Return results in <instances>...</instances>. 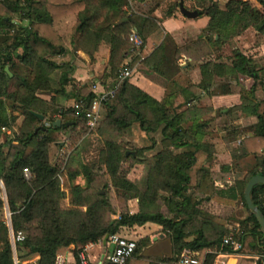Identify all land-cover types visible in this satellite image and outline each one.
Wrapping results in <instances>:
<instances>
[{
	"label": "trees",
	"instance_id": "trees-1",
	"mask_svg": "<svg viewBox=\"0 0 264 264\" xmlns=\"http://www.w3.org/2000/svg\"><path fill=\"white\" fill-rule=\"evenodd\" d=\"M163 1L0 0V35L8 36L7 42L0 45V137L3 127L15 129L12 138L0 143V180L11 213V226L0 219V264H16L14 251L19 264L36 257L34 264H57L59 251L70 245L76 246L77 264H81L79 252L88 243L108 236L109 244L112 235L148 223L160 225L162 232L170 237L171 255H146L152 240L145 236L136 240L137 247L126 264H174L179 262L185 249L208 250L201 264H215L220 252L242 251L223 243L228 235L240 239L243 245L251 236L252 247L261 255L255 264H264V230L245 200L248 181L257 174L264 176V100L257 95L264 91V65L237 48L233 49L231 62L226 63L206 60L209 50L203 46L191 47L194 55L188 51L190 47L181 49L170 44V36L151 16ZM257 1L262 10L244 0H229L225 10L210 7L212 17L207 32L212 35L209 41L216 51L228 43L222 29L228 32L235 28L239 32L252 25L257 31L255 45L263 43L264 2ZM144 3L146 8L139 7ZM72 14L79 16V31L89 25L96 28L95 32L85 34L91 47L103 34L108 35L110 44V59L100 84L106 91L113 89L114 94L103 101L107 115L97 131L104 138L105 147L98 166L78 161L77 148L63 166L50 160V145L54 141L50 129L69 131L73 144H77L89 128L83 111L60 104V109L56 110L62 119L60 127L53 126L57 118L52 117L48 127L32 114L35 111L46 117L55 99L47 100L40 93H64L72 81L71 62L55 60L71 51L53 25L55 20ZM234 18L238 20L232 24ZM134 31L143 40L138 49L130 40ZM85 46L92 56L90 46ZM183 52L193 60L205 58L200 66L202 80L199 84L179 80L184 67L180 63ZM201 53L203 56L196 55ZM129 55L131 62L126 63ZM141 60L168 80L162 100L132 83L130 77L121 79L125 66L132 69ZM7 67L12 75L6 71ZM192 67L190 62L188 69ZM63 68L67 70L62 71L59 88L55 89L52 74ZM241 76L253 82L248 87H240L241 103L223 114L222 127L231 128L224 140L229 144L246 130H253L254 134L245 136L241 148L232 151L237 161L221 168L222 171L238 170L236 180L230 184L224 178L222 189L214 188L212 195L203 196L201 184L212 177L216 159V145L209 138L215 118L207 117L210 109L199 107L195 101H199L203 92L210 96L233 93ZM179 96H183L185 102L176 105ZM67 97L83 100L88 106L95 94L72 89ZM182 105H186V109L180 110ZM239 111L255 116L256 122L248 128H240L236 123ZM68 122L71 124L67 126ZM137 124L146 134L162 135L161 149L150 157L145 153L158 145L155 137H151L152 145L137 150L136 156L127 155V149L119 142L121 137H131ZM5 147L8 152L4 151ZM246 157L251 160L244 163L243 172L241 162ZM135 164L142 165L146 171L137 181L128 177ZM25 168L31 173L29 178L24 173ZM80 175L85 177L86 187L73 183ZM110 180L119 204L112 200V192L108 190ZM63 189L73 196L82 194L85 208L66 205ZM160 190L166 192L161 194ZM1 192L2 189L0 209L5 206ZM252 198L264 214V184L254 186ZM211 200L228 206H236L241 200L248 215L237 221L235 227H231L233 222L227 218L203 216L201 205ZM130 202H134L137 209L134 213ZM117 209L119 217L112 218ZM11 229L15 236L19 232L25 235L24 240L15 242V250ZM98 264L114 263L105 255Z\"/></svg>",
	"mask_w": 264,
	"mask_h": 264
},
{
	"label": "crops",
	"instance_id": "crops-1",
	"mask_svg": "<svg viewBox=\"0 0 264 264\" xmlns=\"http://www.w3.org/2000/svg\"><path fill=\"white\" fill-rule=\"evenodd\" d=\"M228 1L229 0L186 1L185 6H187L191 10H197L199 12L198 17L188 18L187 16L181 13L179 5H177V0H165L152 13L151 16L155 18L158 23L164 28L165 34L170 36V44L176 45L178 48L181 49L190 47L188 51L194 53V55L195 52H193L192 48H198L200 45L203 46L205 50H209V54H207L206 60L212 59L215 62L230 63V58L233 55V49L237 48L246 56L252 57L259 64L264 65V41L260 46L255 45L257 31L252 25L239 32H236L235 28L229 29L228 32L227 30L222 29V36L228 41V43L223 45V47L218 51H216L212 47V44L209 41L212 35L207 32V27L212 17L210 7L214 6L212 9L218 7L222 10H225L227 8ZM191 3L193 4V7H191ZM79 22L80 19L78 14H72L68 17L57 19L53 23L55 29L62 36L64 42L71 51L68 55L63 56V59L65 60L63 61L71 62L72 71L70 75L72 77V81L69 83V85H67L66 91L64 93H60L59 96H56L52 92L40 93V95L45 97L46 99L50 100L51 98H54L56 101H58L59 97L66 100L72 99L67 97L68 93H72V89H75V91L78 93L84 94L87 93V89H90V91H92L91 86L93 83H98L99 87L104 89L100 84V79L103 76L110 59V44L108 42V35L103 34L99 41L97 43H94L91 47V44L88 43V41L86 40L87 38L85 34L95 32L96 28L93 25H89L85 30L79 31ZM215 38L218 39L219 35H216ZM85 44V47L90 46V52L92 53V56L88 53L89 51H86V49L83 47V45ZM196 55L203 56V53ZM131 59L132 56L129 55L126 63L131 62ZM204 59V57H201L196 60H193L192 57H188L183 52L182 57L180 59V63L184 67L183 72L179 74V80L182 83H187V81H191V83L193 84H199L202 80V71L200 66L206 61ZM190 62L193 63V67L188 69ZM64 70H67V68H63L61 70V73ZM132 70L133 74L130 77V81L132 83L139 86L144 91H146L158 100H162L164 98L168 83V80L164 76L157 73L150 65H148L145 61L142 60L138 61L136 65L132 68ZM246 79L249 80L252 84L253 80L251 78L246 77ZM239 81L240 84L237 85V88H234L233 93L210 96L203 92L199 101H195V103L198 104L199 107H206L210 109V113H208L207 116H213L215 118V121L212 123L209 132L214 131L219 132V134L225 132V129L222 127V124L225 119L223 114L227 112L228 108L241 103V95L239 93L240 87H248L251 85H244L243 76L240 77ZM261 92L264 93V91H260L257 93V95H259V93ZM75 101L76 100H74L72 105H74ZM184 102L185 98L183 96H179L177 98L176 105L183 104ZM186 107V105H182L180 110H184L186 109ZM103 110L104 109H102V111ZM238 114L239 120L236 121V123L240 125V128H244L247 125H251L256 122L255 116H247L242 111H239ZM57 116L58 118H61L60 115ZM141 135L144 138L147 137V134L142 131ZM155 138L158 139L157 136H155ZM222 138L223 137L221 136V140H219V142L214 140L212 141L216 145V159L212 168V177L206 178L201 184L200 191L203 196L212 195L214 192V188L219 190L222 189V187L224 186V176L226 177L225 179L230 184H232L236 180V176L240 174L238 170L234 169H231L229 171H222V166H232L234 164L235 158H233L232 151L238 149V146H236L234 140L232 143V148L231 142L228 144ZM159 144L160 142L158 140V145L156 146V148H159ZM165 192L166 191L164 190H160L161 194ZM77 201L79 204H83L81 198H79ZM240 208L241 200H238L236 206L223 205L211 200L203 202V204L201 205V213L203 216H221L230 219V217L238 215ZM136 210L137 209L135 207V204L131 205V211L134 213L136 212ZM231 222H233L231 227H235L237 221L231 220ZM144 226H137L130 230H125L120 235H126L129 238L133 239H135L133 237L134 235H137L138 239L145 236H149L147 234H141V231L142 229H144ZM155 226L160 229V232L158 235H154L152 237L150 236L152 244L147 249L152 248L155 245L154 241L157 238H160L161 243H159V245H169V252L171 253L172 244L170 237L166 236L162 232V227L160 225L155 224ZM156 245L158 246V244ZM244 247L245 242L242 251L240 252H236L234 254H218L217 264H239L240 259H245L247 261H250L251 264H255L256 260L260 258L261 255L257 253L258 251L253 248L252 245V251L250 253L245 252ZM111 249L112 248L110 244H103V250L105 254L110 252ZM207 251L208 250H203L197 253L200 256L201 253L205 255ZM167 254L168 253H166L165 255ZM69 255L66 257H68L69 260H72ZM103 256L104 254L102 255V257ZM37 259L38 257H36L35 260L24 261L22 264H28L29 262L33 263L36 262ZM95 259L96 257L93 256V260H91V262L94 263Z\"/></svg>",
	"mask_w": 264,
	"mask_h": 264
},
{
	"label": "rangeland",
	"instance_id": "rangeland-1",
	"mask_svg": "<svg viewBox=\"0 0 264 264\" xmlns=\"http://www.w3.org/2000/svg\"><path fill=\"white\" fill-rule=\"evenodd\" d=\"M130 1H134V0H130ZM155 1L156 0H151L152 3H154ZM177 1H181V0H177ZM246 1L249 4H251L252 6H254L255 8H258L260 10L263 9L262 5L257 0H246ZM142 4H140L139 7H143V6H144V8L147 7L146 3H144V5H142ZM190 5H191V7H193L192 3ZM128 10H130V9H128ZM236 20H238V19L234 18L232 20V24L236 23ZM237 22H239V21H237ZM4 38L6 39V38H8V36L0 35V45H4L5 42H7V39L4 41ZM55 60L58 61V62H64L65 61L63 59V56L57 57V58H55ZM66 60H68V59H66ZM61 70L62 69H59V70L55 71L52 74V85H53V87L55 89L59 88V80H60V76H61ZM243 83H244V85L245 84L246 85H250L251 84V82L249 80H247L246 77H243ZM89 91H90V89L89 90L87 89V92H89ZM56 96H59V94H57ZM43 98H45V97H43ZM258 98L264 100V93H262V92L259 93ZM47 100H49V99H47ZM74 100H75L74 98L66 100V99H63L61 97H59L58 101L55 100V105L51 106L50 111L48 112V115L45 117L44 123L49 127V125L51 124V122H50L51 118L52 117L53 118H58L57 115H59V114L56 113V110L60 109V107H59L60 104L62 106H65V107H69V106L71 107V105L74 102ZM103 109L104 110L102 111V119H101L100 123L102 121H104V119L106 118V115H107L106 108L104 107ZM207 117H209V116H207ZM22 119H23V117L21 116L19 118V122L20 123L22 122ZM250 126L251 125H247L244 128H248ZM97 128L93 129V130H91L90 128H87V132L82 137H80V139H79L77 144H73V142L71 140V137H70L71 133L69 131L68 132L64 131V130L54 131L53 129H50V133L54 137V141L50 145V160H51V162L53 164H55V165H60L61 164L63 166L64 163L67 162L71 158V156L73 154V151L77 148V153H78L77 160L78 161H80L82 164H86V165H89V166H98L99 165V161H100V153H101L102 149L105 147V140L99 134V132L97 131ZM229 129H231V128L227 127V129H225V132L220 133V134H219V132H214V131L210 132V135H209L210 136L209 137L210 140L211 141L214 140V141L219 142V140H221V136L223 137L222 139L224 140V136H225L226 132ZM14 132H15V129H12V133L11 134H8V133L3 131L2 135L0 137V143L2 141H4L5 138H12L14 136ZM252 134H254L253 130H246V131H243L242 134L238 135L234 139L236 146H238V149L241 148V146L243 144V141H244V137L247 136V135H252ZM155 136L158 137V139H156V141L158 142V140H159V142H160L161 139H162V135L160 133L151 134V135L147 134L146 138L142 137L141 130L139 129V126L137 124L133 128L132 136L131 137H126V136L121 137L119 139V142L125 149H127V151H135L136 152L137 150L142 149L143 147L151 146L152 142H153L152 141L153 139H151V137H155ZM239 141H241L240 144H239ZM232 143H233V140L231 141V145H232ZM160 146H161V144H159V148H154L152 150L146 151L145 156L146 157L152 156L153 154H155L156 151H159L161 149ZM232 148H233V145H232ZM4 151L8 152V147H5ZM250 160H251V157H246V158H244L242 160L241 169H244L243 172L246 170V167L244 166V163L246 161L250 162ZM236 161H237V159H236ZM236 161H234V163ZM145 174H146L145 168L142 165L135 164L132 167L128 177H130L131 180H136L137 181V180L141 179L143 177V175H145ZM222 178H223V176H222ZM224 178H226V177L224 176ZM73 183L74 184H79V185H81L83 187H86V179H85V177L83 175L78 176ZM100 184L101 183H99L97 186H100ZM113 188L114 187L112 186V182L110 180L108 190H111V192H112V200H114L116 202V204H119L118 200L116 199V194H115ZM0 189L3 190V192H1V194L3 195V197L5 199V206L0 209V219L6 220L9 223V225L11 226V213H10V210H9V206H7L8 202H7V199H6V196H5L4 185L1 182V180H0ZM62 195H63V198H64V203L66 205L85 208L82 194L79 195V196H73L72 193L69 190L63 189L62 190ZM79 198L82 199L83 204H81V203L79 204L78 203L77 200ZM133 204H134V202H130L129 203L130 206L133 205ZM119 214H120V211L118 210L112 215V218H117L119 216ZM247 215H248V212L245 209V207L243 206L242 201H241V208H240V211H239L238 215H236L234 217H230L229 220H234V221L243 220ZM127 230H130V229H127ZM159 232H160V229L157 228L155 226V224L148 223V224H146L144 226V229H142L141 234L142 235L143 234H147V235L152 237L154 235H158ZM122 236L129 238L126 235H122ZM133 237L136 240H138L137 235L136 236L134 235ZM11 238H13L12 229H11ZM159 243H161V240H160V238H157L154 241L155 245L152 248L147 249L145 251V254L149 255V256H163L166 253H168L167 256L171 255L172 252L171 253L169 252V245L168 246L167 245L166 246L165 245L161 246V244L159 245ZM252 243H253V238L251 236H248L246 238V241H245V247H244V251L245 252L250 253L252 251V249H251ZM156 244H158V246ZM97 245L98 246H95L94 248H89L84 253L86 258H87L88 264H98L100 262H103V260H104V259L101 260L102 255L105 254V252L103 250V245L100 244L99 241H98ZM85 247H86V245H85ZM85 247L81 251H84ZM76 251H77V248L74 245H70L69 247H67V249H65V248L61 249L59 251L57 264H77L76 254H75ZM80 252H79V254H80ZM257 253H259V252H257ZM68 255L72 258V260H69L68 257H66ZM93 256L96 257L94 263L91 262V260H93ZM198 257H199L200 261L202 262V260L204 258V254L201 253V255L198 256ZM238 259H240V258H238ZM30 260H35V258H32ZM239 261H240L239 264H251L250 261H247L245 259H240ZM34 263L35 262H33V263L29 262L28 264H34ZM217 263H218V258L216 259L215 264H217ZM174 264H181V263L177 262V263H174Z\"/></svg>",
	"mask_w": 264,
	"mask_h": 264
},
{
	"label": "built area",
	"instance_id": "built-area-1",
	"mask_svg": "<svg viewBox=\"0 0 264 264\" xmlns=\"http://www.w3.org/2000/svg\"><path fill=\"white\" fill-rule=\"evenodd\" d=\"M130 40L134 43L135 48L137 49L143 45V40L137 34L136 31H134L131 34ZM132 74H133V70L130 67L125 66L121 71L120 77L121 79H125V78L131 77ZM91 90L95 94V97L93 98V100L90 102L88 106L84 105L83 100L75 101L73 106L76 109L81 110L85 113L87 125L91 130H93L99 126L100 121L102 119V109L104 108L103 101L108 96L113 95L114 90L111 89V90L106 91L100 88L98 83H93L91 86ZM2 130L8 134L12 133V129L8 127H3ZM240 143L241 141H239V144ZM24 173L27 178H29L31 175L30 171L27 168L24 169ZM24 238H25V235L22 232H19L16 236L13 233V238H12L13 245L15 246L16 241H22L24 240ZM99 243L102 245L104 244L103 240H99ZM223 243L231 244L235 251L241 250L244 246L243 242L240 239H236L233 235L225 236L223 239ZM97 244L98 242H90L86 245L84 251L80 252L79 257L81 260V264H88L87 258L84 253L89 248H94ZM109 244L112 249L110 252L107 253L108 255L107 254L105 255H107V258L109 259V261L114 264H126L128 260L132 257L137 247V242L135 239L127 238V237L121 236L120 234L112 235L110 237ZM220 253H223V252H220ZM225 254H229V253H225ZM198 256L199 255L197 252L185 249L180 257L179 262L181 264H201V261ZM15 262L16 264H19L17 255L15 256Z\"/></svg>",
	"mask_w": 264,
	"mask_h": 264
},
{
	"label": "water",
	"instance_id": "water-1",
	"mask_svg": "<svg viewBox=\"0 0 264 264\" xmlns=\"http://www.w3.org/2000/svg\"><path fill=\"white\" fill-rule=\"evenodd\" d=\"M262 1L264 2V0H262ZM179 8H180L181 13L183 15L187 16L188 18H196L199 16V12L197 10L189 9L187 6H185V3L183 0H181L179 2ZM6 71L9 72L10 75H12V73L9 70V67L6 68ZM32 114L35 115L37 118H39L42 121L45 120V115H43L41 113L32 111ZM70 124L71 123L68 122L66 125L68 126ZM61 125H62V119L61 118H58L53 122L54 127H57V126L60 127ZM130 153H132L134 156L137 155L135 151H127V155H129ZM258 184H264V176L263 175H260V174L254 175L248 181L246 189H245V200L247 202L248 208L254 213V215L256 216L260 226L264 230V214L260 210V208L257 205H255V203L253 202V198H252V190H253L254 186H256ZM107 240H108V236L105 237V239L103 240L104 244H107ZM14 250H15V246H14ZM14 252H15V256H16V251H14ZM104 258H105V254L102 257V259H104Z\"/></svg>",
	"mask_w": 264,
	"mask_h": 264
}]
</instances>
